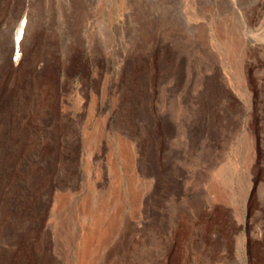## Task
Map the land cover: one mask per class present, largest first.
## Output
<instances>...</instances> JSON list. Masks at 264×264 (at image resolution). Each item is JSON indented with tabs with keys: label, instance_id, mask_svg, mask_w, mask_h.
<instances>
[{
	"label": "rangeland",
	"instance_id": "1",
	"mask_svg": "<svg viewBox=\"0 0 264 264\" xmlns=\"http://www.w3.org/2000/svg\"><path fill=\"white\" fill-rule=\"evenodd\" d=\"M27 4L17 65L54 55L61 70L65 54L76 76L0 74V126L15 101L39 135L3 169L17 185L0 264H264V0H0V67ZM53 98L89 113L98 137L87 154L75 131L76 190L54 196V175L74 180L43 145Z\"/></svg>",
	"mask_w": 264,
	"mask_h": 264
},
{
	"label": "crops",
	"instance_id": "2",
	"mask_svg": "<svg viewBox=\"0 0 264 264\" xmlns=\"http://www.w3.org/2000/svg\"><path fill=\"white\" fill-rule=\"evenodd\" d=\"M30 4L32 8L33 2H31ZM28 6L29 4H27V8H24L21 5L18 11L14 12V15H12L13 25L16 22L19 23V21L23 16V11L25 9H29ZM14 38H15V33H13L10 36L8 42V49L4 58L6 65L0 67V74L4 75L3 80L5 81L7 78H10L12 80V84L10 83L11 84L10 86L17 85V80L19 79L18 76L22 78L23 74H28L29 72L39 73V72H43V70L45 69L46 71L44 72L48 74H53V75L63 74V75H69L70 77L73 74L76 76V73L75 72L72 73L70 70L72 66L71 63L72 57L70 55H65V54L62 56L64 65L61 68V70L59 69L58 61L55 60V58L58 57L54 55L50 56L52 57V59H54V65L47 66L46 68L37 66L36 67L37 70H35V67H28L26 65L24 66L17 65L19 59H17L16 61L15 53L17 50L16 49L17 45L15 44ZM30 48L28 50V53H31L29 52L32 50ZM40 68H43V70L39 71ZM78 75L81 81L82 78L81 73H78ZM68 81L69 78L64 77L61 83L64 84ZM56 84H58V79ZM55 87L58 88V85H56ZM9 104H11V101L8 102V105ZM15 106H17V104L14 101V109L11 110L12 113L6 114L5 116L3 115L4 119H1L2 124L0 126V217L6 199L10 198L12 189L15 190L17 185V183L15 181H12L8 177V175H4L3 169L8 171L13 169H18L19 167L18 165L22 163L18 155L21 152H28V151L33 152V147H38V140H39V135L37 133L35 134L33 133V123L30 122L31 124L29 126L30 131L23 130V128L24 129L27 128V120L21 117V114L19 113L20 109L15 108ZM54 107H57V109L55 110L56 115L51 120L50 124L46 125V129L44 133H42L43 145L46 146L48 145L52 149H54V146L56 145H58L61 148V150H59L60 156L57 158L52 157L50 163L54 165V169L57 168L60 170L62 169L64 171H69L66 173V176L70 180L73 179L74 182L65 183V185H62V183L60 182L61 178L59 176L54 175V177L52 178L53 196L55 195V193L60 194L64 190L69 193H72L73 191L76 190L78 179L77 176L73 175V173L71 172V170L74 169L73 164L76 162V161L74 162L75 157H73V154L75 153L73 152V148H72L75 143L74 140L76 139L74 136L75 131L77 129L79 131H82V145L86 147L87 154L91 153L92 150L91 148L94 146V144L97 142L98 139V137L94 136L95 128L94 125L92 124V120L90 118L89 113L87 114L88 116L85 117L77 115L72 109L70 102L66 103L64 99H60V98L59 99L53 98V108ZM86 159L88 160V158ZM88 163L89 161L88 162L86 161V164ZM85 168L89 169L91 168V166L86 165ZM51 208L53 209L54 207L51 206Z\"/></svg>",
	"mask_w": 264,
	"mask_h": 264
},
{
	"label": "bare ground",
	"instance_id": "3",
	"mask_svg": "<svg viewBox=\"0 0 264 264\" xmlns=\"http://www.w3.org/2000/svg\"><path fill=\"white\" fill-rule=\"evenodd\" d=\"M224 1V0H223ZM224 8V7H223ZM245 8V7H244ZM218 9V8H217ZM20 12V11H19ZM143 14V13H142ZM170 14V13H169ZM168 17V16H167ZM174 18V17H173ZM151 19V18H150ZM145 21H146V19H145ZM144 21V22H145ZM158 21V20H157ZM190 22V21H189ZM26 26H27V18H26V16L25 15H23L22 16V18H21V20L19 21V23H18V25H17V28H16V30H15V44L17 45V50H16V61H17V59H19L20 57H21V48H19V45H21V41L23 40V38H24V36L26 35V34H24L25 33V28H26ZM178 27H180V26H178ZM168 28V27H167ZM181 28V27H180ZM27 29V28H26ZM34 29V28H33ZM172 29V28H171ZM37 30V29H36ZM179 31V30H178ZM33 32V31H32ZM30 33V32H29ZM184 33V32H183ZM182 33V34H183ZM199 33V32H198ZM34 34H35V32H34ZM148 34V33H147ZM191 34V33H190ZM48 35V34H47ZM50 36V35H49ZM143 36V35H142ZM190 36V35H189ZM201 36V35H200ZM28 37V36H27ZM187 37V36H186ZM206 37V36H205ZM35 37H33L32 39H34ZM44 38V37H43ZM149 38V37H148ZM191 38V37H190ZM189 38V39H190ZM35 39H37V37L35 38ZM45 39H46V37H45ZM44 39V40H45ZM53 39V38H52ZM37 40H39V39H37ZM203 40V39H202ZM36 42V41H35ZM39 42V41H38ZM15 45V46H16ZM36 45V44H35ZM140 46V45H139ZM143 46V45H142ZM150 46V45H149ZM152 46V45H151ZM187 46V45H186ZM207 46V45H206ZM33 47H35V46H33ZM30 48V47H29ZM29 48H27V49H29ZM31 49V48H30ZM34 49V48H33ZM136 49V48H135ZM139 49V48H138ZM153 49V48H152ZM26 50V49H25ZM148 50V49H147ZM200 50V49H199ZM144 51V50H143ZM28 52V51H27ZM26 52V53H27ZM145 52H146V50H145ZM148 52V51H147ZM153 53V52H152ZM134 54V53H133ZM142 54V53H141ZM144 54V53H143ZM175 55V54H174ZM202 55V54H201ZM172 57V56H171ZM201 57V56H200ZM144 58V57H143ZM175 58V57H174ZM178 58V57H177ZM193 63V62H192ZM172 64V63H171ZM179 64V63H178ZM152 65V64H151ZM167 65V64H166ZM176 65V64H175ZM24 66V65H23ZM168 66V65H167ZM170 66V65H169ZM176 66H178V65H176ZM8 67V66H7ZM7 67H5V68H7ZM22 68V67H21ZM20 69V68H19ZM18 69V70H19ZM23 69V68H22ZM21 69V70H22ZM4 70V69H3ZM5 72V71H4ZM8 72V71H7ZM18 72V71H17ZM19 73H20V71H19ZM191 73V72H190ZM191 75V74H190ZM21 79V78H20ZM139 81V80H138ZM143 86V85H142ZM139 88V87H138ZM141 92V91H140ZM145 93V92H144ZM147 96V95H146ZM141 97V96H140ZM143 98V97H142ZM144 99V98H143ZM30 108V107H29ZM176 110V109H175ZM177 111V110H176ZM176 111H175V113H176ZM188 201V200H187ZM190 201V200H189ZM178 203V202H177ZM175 205V204H174ZM178 206V205H177ZM181 214H180V217H181V219L179 220V226L177 227V232H179V234H180V236H182V237H187L189 234H190V231H191V223H189V221H186L185 220V218H183L185 215L183 214V213H185V211H182V212H180ZM211 214V213H210ZM219 215V214H218ZM213 216V214L211 215V218H210V221H206L207 223L204 225V230H203V232H202V237H203V239H204V241H207L206 243H208V244H210V243H212V244H214L215 242H216V240L213 238V237H209V234L207 233L208 232V228L210 229V227L212 226V224H213V222H214V218L212 217ZM216 217V216H215ZM225 217V216H224ZM183 218V219H182ZM222 218V217H221ZM225 220V219H224ZM201 221V220H200ZM217 221V220H216ZM178 235V234H177ZM176 238V237H175ZM178 244V243H177ZM179 245V244H178ZM194 248V247H193ZM217 248V247H216ZM213 251V250H212ZM230 252V251H229ZM181 255V254H180ZM212 255V254H211ZM224 255V254H223Z\"/></svg>",
	"mask_w": 264,
	"mask_h": 264
},
{
	"label": "flooded vegetation",
	"instance_id": "4",
	"mask_svg": "<svg viewBox=\"0 0 264 264\" xmlns=\"http://www.w3.org/2000/svg\"><path fill=\"white\" fill-rule=\"evenodd\" d=\"M22 56H23V53L21 54V57H22ZM21 57H20V58H21Z\"/></svg>",
	"mask_w": 264,
	"mask_h": 264
}]
</instances>
